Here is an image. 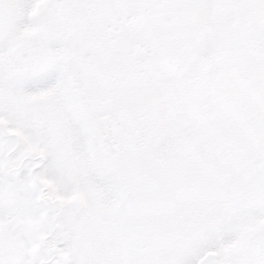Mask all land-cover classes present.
Segmentation results:
<instances>
[{"label": "snow or ice", "instance_id": "snow-or-ice-1", "mask_svg": "<svg viewBox=\"0 0 264 264\" xmlns=\"http://www.w3.org/2000/svg\"><path fill=\"white\" fill-rule=\"evenodd\" d=\"M0 264H264V0H0Z\"/></svg>", "mask_w": 264, "mask_h": 264}]
</instances>
